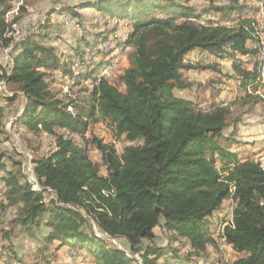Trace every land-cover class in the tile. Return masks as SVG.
I'll list each match as a JSON object with an SVG mask.
<instances>
[{
    "label": "trees",
    "instance_id": "16d2710c",
    "mask_svg": "<svg viewBox=\"0 0 264 264\" xmlns=\"http://www.w3.org/2000/svg\"><path fill=\"white\" fill-rule=\"evenodd\" d=\"M77 8L95 12V30L99 18L114 23L112 32H95L94 41L81 42L85 45L96 44L98 37L107 39L125 25L132 27L128 67L114 80L79 89L87 92L79 97L74 90L84 80L77 76L70 82V77L81 43L67 57L51 44L52 14L37 31L18 38L19 13L10 0H0V44L14 51L9 69L0 63V83L16 85L25 100L23 105L19 101L16 111L21 108V113L13 126L33 134L46 132L55 143L50 153L33 159L36 180L22 170L20 161L12 160L8 170L4 103L15 102L18 94L0 93V168L6 170L0 178V204L9 213V228H0L2 236L9 239L20 225L37 242L36 264H54L50 245L55 241L90 254V264H134L127 251L140 255L144 264H209L221 216L215 214H223L228 208L224 201L231 199L234 220L224 224L222 237L245 255L221 264H264V165L242 160L231 147L236 141L226 134L240 118L230 123L232 104H210L204 110V105L175 93L191 86L185 70L223 74L219 63L187 60L188 53L199 49L231 61L224 75L245 91L237 103L254 107L263 100L258 91L264 87L258 67L261 28L249 15L251 5L243 0L213 1L201 8L178 0H90L59 12L82 25L86 15ZM56 71L67 79L65 97L50 86L49 77ZM99 122L110 124L129 142L122 153L114 144L91 138L92 126ZM90 143L102 153L106 173L89 154ZM48 190L54 197L46 202ZM10 206L18 207L13 211ZM90 219L101 233L125 240L127 247L120 249L99 236ZM42 224L49 231L39 236ZM158 226L170 233L168 245L156 242ZM181 240L190 246L184 256L182 246H173ZM8 254L18 260L15 253Z\"/></svg>",
    "mask_w": 264,
    "mask_h": 264
},
{
    "label": "rangeland",
    "instance_id": "374dc122",
    "mask_svg": "<svg viewBox=\"0 0 264 264\" xmlns=\"http://www.w3.org/2000/svg\"><path fill=\"white\" fill-rule=\"evenodd\" d=\"M10 1L12 2V5H14L15 11L19 13L18 14L19 19H18V22L16 23V28L18 30V35H17L18 38L26 34L32 33L34 31H37L39 25L43 23L46 20V17L49 16L50 14H52L49 20V23H50L49 30L52 36L50 43L56 44L61 51L67 52L68 55H72L74 52H70V51L71 50L75 51V48L82 41H86L88 39H93L94 41V39L96 38V37L94 38L95 34L93 33V30L97 31L95 30V28H93L95 25L94 24L95 21L93 22L91 21L93 20L92 17H94V13H95L92 9L90 8H84V9L79 8L78 9L77 8L80 13L86 15L87 21L84 20L82 22V25L76 24L75 18L67 19V22H66L65 19L67 16L69 17V14L66 13L64 14L63 17H61V12H59V10L63 9L64 7H68V6L81 7V5H83L84 2L90 1V0H10ZM91 1H94V0H91ZM178 1L189 2V0H178ZM192 1H193L192 3H188V4L194 5V6L195 5L202 6V5H207L208 3H211L213 1L220 2L223 0H192ZM243 1L250 4L252 9H255V8L257 9L258 7H261L259 6V3L261 0H255V4H252V1L254 0H243ZM13 15L14 13L9 14V18H13ZM259 17H260L259 14L255 15V18L258 20L259 25L264 30V26H263L264 25V12H261V18ZM99 19H100V24H99L98 29L103 28V30H105L106 29L105 27L108 26L112 32L114 23L111 21L107 22L108 20H106V18H99ZM131 28L132 27L130 25L129 26L125 25L124 27L120 29L118 33H115L116 31H113V33L107 39H102L101 37L100 38L98 37V40H97L98 42L90 46L85 45V44L82 46V43H81V47L83 49H81V52L78 53L77 55L76 54L73 55L74 62L72 65V76L70 77V82H72L71 79L77 76L82 77L84 81L81 82V85H79L78 88L77 87L75 88L74 95H76L77 97L83 96L85 95L84 93H87V92L86 91L82 92L79 89L84 88V87L87 88L86 86L87 84L90 85L91 87L95 85L97 77L101 74V72H98L101 69L100 65L104 66L105 63L107 62L109 63L111 62V60L115 61L117 58H119L120 61L118 62L117 66H115V70H111V71L109 70L108 79L112 77V75L115 73L116 70L123 71L122 69L124 68H122L121 66L123 62L127 60V55L130 51V46L127 40L129 38V31L131 30ZM112 37H113V40L111 39ZM124 39L126 40L124 41ZM122 42H124V44H126L127 46L124 49V51L121 50V47L124 45ZM106 43H109V44L107 45ZM101 46L102 47L104 46L103 50H100ZM109 48H110V51H109ZM90 49H93V50L91 51ZM95 49H97L98 52ZM86 50L87 51L89 50V51L87 52ZM94 53H96V55ZM13 54H14V51L12 50L11 47H5L2 44H0V63L7 69L11 67ZM79 57H80V60H79ZM97 58H100V61H94V60H97ZM199 58L197 57L196 61H199ZM205 59L206 60L204 61H206L205 62L206 65L213 62L210 60L209 57ZM207 61H211V62H207ZM225 62L226 61L222 59V61H220L219 63L221 65L220 67L221 71L223 72L222 75L217 74V73H212L209 70H202V69L190 70L191 75L187 78L192 79V83H193L192 87L188 91H185V93L184 92L182 93L179 90H177L176 95L180 97L192 96L196 103L198 104L200 103L204 105L202 106V108L204 110H207L210 108V106L208 105L212 103L211 101L216 100V98L220 97L219 94L222 90V87L224 86L225 89L227 88L226 89L227 93L226 94L221 93V94L224 95L223 96L224 100L228 101V104H232V114L230 116V123H232L235 117L240 118V121L238 122L237 127L235 128H233L232 126L229 127L226 131V134L229 136L230 133H233V131L237 129L238 133H236L235 136L242 138V137H246L244 135L251 134L253 138H247V139H250L249 141H252V144H254L257 141H260V139H264V90H263L264 87L263 88L260 87L258 90L263 100L256 106L251 107L249 105H242L240 103H237L236 99L238 97H241L243 93L242 91L235 89L232 82L230 81V78L224 75V73L227 72L228 67H230ZM222 67H223V70H222ZM87 69L88 71L89 70L90 71L88 72ZM118 71L115 73V75L113 76L111 80H114L118 77V75L120 74V72ZM66 80H67L66 78L65 80L64 79L62 81L60 80V73H58V71L53 72V74L49 77L51 88L60 97H65L64 94L69 91V87L67 83L64 85V89L62 88V85ZM16 90H17V87L15 85H12V84L8 85L6 84L5 81L0 83V93H2V95L11 96L14 94L13 92ZM221 99L222 98H220V100ZM215 104L217 103L215 102ZM10 105H11L10 103L9 104L4 103V106L7 108L6 115L9 116V117L6 116L5 128H4L6 132L5 138L7 137V140H5L3 143V150L6 153V157H5L6 165L9 169H12L13 167L12 160L13 162L14 160L20 161L23 163L22 170L28 175L30 173V176L32 177V179L36 180L35 177L33 176V171H32L33 170L32 169L33 159L41 157L51 152L53 146L55 147L53 136L49 135L46 132H43L42 134H33L32 132L28 131L24 127L22 128L14 127L13 122H12L13 119L11 117L14 115V113L12 112L16 111L17 106H12L11 108L9 107ZM90 134H91V138L98 137V138H101L103 142L105 143L114 144L117 147V150L121 153L123 152L124 147L129 144V142L125 140L123 136L115 133L114 128L110 127V124H107V123L99 122V123L94 124L92 126ZM89 150H90L89 154L91 155L92 159L100 164L101 170L104 173L106 170V167H105V163L102 161V153L99 150H97L91 143L89 146ZM253 155L255 159H257L264 165V154L257 156V154L255 153ZM52 197H54V195L51 192L46 191L44 193V198L46 202H49V200ZM227 200H228L227 204H226V200L224 201V205L226 204V206H228L227 210L223 214L221 213L215 214L216 216L221 215L219 220H225L227 219L228 215L233 213L234 203L231 199H227ZM3 201L4 203H7V200H3ZM1 207L2 206L0 204V210L2 211V214L0 213L1 214L0 224L2 223L1 219L5 211V210H2ZM10 207L12 208L13 211H15V209L18 206H10ZM6 222H8L7 219H6ZM90 222L91 224L89 226L94 227L96 233H98L99 236H103V237L105 236V238L108 239L109 242H111V244L121 249L122 248L124 249V247H127V242L125 240L121 238L118 239V238H113V237L104 235L103 233L99 231V228L97 227L96 223L93 220L90 219ZM228 222L229 221H227L226 223ZM217 225H218V222H217ZM217 225H216V230H215L216 248L214 249L210 248L211 253L209 252L210 254L208 255V258L210 256L211 257L214 256V260L213 262L211 260L210 261L207 260L206 262H208L209 264H221L225 262H232L236 260L237 258H239L240 256H244L245 254H238L233 249V247L229 243H227V241L223 239L222 227L220 225H224V224H220L218 227ZM19 229H20L19 226H15V231L13 234L14 241L16 242V244L20 241L25 251H27L28 249H30V247L28 248V246L31 241L30 240L31 236L29 235V233H25L24 230L19 231ZM39 230H38L39 232L37 231V234H39L40 236L48 232L49 228L44 227V225L42 224ZM155 234H156V242L158 244L160 245L169 244L170 233L166 231L165 229H163V227L158 226L155 229ZM23 238H26L27 242H25ZM54 243L52 244L54 245ZM177 245L178 247L182 246L181 252H180L181 256H184L185 252L190 250L189 242L187 240H181L178 243L176 242L173 243V246H177ZM2 246H3L2 243H0V257L2 254H4V251H2ZM5 246H8L7 248L10 247L8 244H5ZM12 246L13 247L11 248V252L15 253V255L18 258V261L21 260L23 264L38 263L36 262L35 258L32 261L30 259L24 260L23 256H25L28 252L26 253L24 252L25 253L24 254L23 251H19V250L16 251L14 248L15 246L14 244H12ZM70 247L71 246H69V248ZM8 250L9 249H7L6 251ZM127 254L131 258L133 257L135 258L134 264H144L140 259V255L129 253L128 251H127ZM2 256H5V254ZM9 256L12 259L14 258L15 260H17L14 257V255L12 256L9 255ZM53 256H54V261H53L54 263L58 260H62L64 264H86L89 261L88 260L89 257L90 259H92V256H90V254L88 253L86 254L84 252H82L81 254H76V255H73L71 253L68 255L67 253H65V257H63L64 254H61V256H58L57 254L54 253ZM170 262L171 264L173 263L182 264L181 262H178L177 260H171ZM39 264H48V263H46V261H41L39 262Z\"/></svg>",
    "mask_w": 264,
    "mask_h": 264
},
{
    "label": "crops",
    "instance_id": "0c3cea01",
    "mask_svg": "<svg viewBox=\"0 0 264 264\" xmlns=\"http://www.w3.org/2000/svg\"><path fill=\"white\" fill-rule=\"evenodd\" d=\"M193 1L192 0H189V2L188 3H192ZM252 4H255V0L254 1H252ZM250 5V4H249ZM196 6V5H195ZM203 6H205V5H202V6H196L197 8H201V7H203ZM259 6H260V3H259ZM256 8L255 9H253L252 10V12L249 14L251 17L252 16H254L255 17V15H258L259 13H257L256 14ZM260 15V14H259ZM64 16V14H61V17H63ZM260 18V17H259ZM260 20V19H259ZM106 29L105 30H108V32L106 33V35H108V33H109V30H110V28L108 27V26H106L105 27ZM96 30L97 31H93V33H98V32H100V30L102 31L103 30V28H101V29H98V28H96ZM99 36V35H98ZM249 43L251 44V45H254V43H253V41L252 40H250L249 41ZM256 46V45H255ZM64 53H65V55L67 56L68 55V53L67 52H65V51H63ZM70 52H74L73 50H71ZM205 55H207L209 58H210V60L211 61H213V63H220V61H222V59L221 58H219V57H213V59H212V57H210V55L208 54V53H206V52H203V51H201V50H199V49H197V50H194V51H191L190 53H188V55H187V60L190 62H195L196 61V58L198 57H200L199 58V61H196V62H199V63H203L204 65H206L205 64V62L206 61H203V60H206L205 58H204V56ZM226 62V64L227 65H229L230 67H228V70L227 71H230L231 70V61H229V60H227V59H224ZM201 63V64H202ZM128 65H129V63H128V59L125 61V62H123V64H122V68H127L128 67ZM221 67V65L220 64H218V68L219 69H221L220 68ZM124 69H122V70H124ZM190 70H192V69H190ZM190 70H185L184 71V76L187 78V77H189L191 74H190ZM206 70H209L210 72H212V73H217V74H220V75H222L221 73H218L217 71H215V70H211V69H206ZM222 70H223V67H222ZM118 70H116L115 71V73L117 72ZM188 71V72H187ZM118 72H122V71H118ZM225 72V71H224ZM58 73H60V80L62 81L63 79L65 80V78H61V72L60 71H58ZM115 73L112 75V77L109 79V80H111L112 78H113V76L115 75ZM188 79V78H187ZM190 79V80H189ZM188 80L191 82V86L190 87H188V88H186V89H176L175 90V93L177 94V90H179L180 92H184L185 93V91H188L191 87H192V85H193V83H192V79L191 78H189ZM60 81V82H61ZM230 81L232 82V84H233V86L235 87V89H237V90H239V91H242V93H243V95L245 94V91H243V90H240V88L238 87V85L236 84V81L235 80H233V79H230ZM66 82V81H65ZM64 82V83H65ZM64 83H63V85H64ZM16 86V85H15ZM88 88H92L90 85H86ZM17 87V86H16ZM224 87V86H223ZM222 87V90H221V92H220V94H219V96L220 97H218V98H216V100H213V101H211L212 103H210V104H215V102L217 103V104H228V101H226V100H224V95H222V94H226L227 93V88L225 89V87L223 88ZM261 86H259V88H260ZM78 88V87H77ZM85 88V87H84ZM263 88V87H262ZM263 90H264V88H263ZM16 93L18 94L17 95V100L15 101V102H11L10 104V106L9 107H11L12 108V106H18V104H19V101H20V104H22L23 105V103L25 102V100H24V98H23V96H21V93L19 92V91H17L16 90ZM222 93V94H221ZM241 96V95H240ZM183 97V96H182ZM183 98H187V99H191V100H193V101H195L194 99H193V97L192 96H186V97H183ZM220 98H222L221 100H220ZM209 106V105H208ZM12 113H14V115L11 117L12 119H13V121L12 122H14V120H15V118L21 113V108L20 109H18L17 111H15V112H12ZM7 117H9V116H7ZM237 127V126H236ZM235 128V127H234ZM235 132H234V134L232 135V133H230V135H229V137L230 136H232L233 137V139L236 141V142H232L231 143V147H233V149L234 150H237V151H239L240 152V154H241V157H242V160H245V159H247V158H251V159H255L254 158V155L253 154H257V156L258 155H261V154H264V139H260V141H257L256 143H254V144H252V141H249L250 139H247V138H253V136L251 135V134H248V135H244V136H246V137H238V136H235L236 135V133H238V131H237V129L236 130H234ZM254 134V133H253ZM6 143V142H5ZM10 160V159H9ZM257 160V159H256ZM6 163V162H5ZM6 168L9 170V168L7 167V165H6ZM6 174V170H3V169H1L0 168V178L3 176V175H5ZM1 181V180H0ZM1 186L3 187L4 185L3 184H1ZM1 198H3V197H0V201L2 200ZM227 201L228 200H226V204H227ZM226 204L224 205V206H226ZM228 207V206H227ZM12 210V209H11ZM0 213L2 214V211L0 210ZM1 214H0V217H1ZM8 215H9V213H8V211L7 212H5L2 216V219H1V221H2V223L0 224V228L1 227H5V228H9L8 226H7V222H6V218L8 217ZM16 226H19L20 227V225H16ZM21 228V227H20ZM19 231H20V229H19ZM25 233H28V232H26L25 231ZM30 235V234H29ZM31 238V237H30ZM24 239V241L25 242H27L26 240V238H23ZM31 241H30V244H29V246H28V248L30 247V249H28L27 251H25V249H24V247L21 245V243H20V241L16 244V242L14 241V236H13V234L10 236V238L8 239V238H4L3 236H2V234L0 233V243H2V251H4V252H6V250L7 249H9L8 251H11V248L13 247L12 246V244H14L15 246H14V248H15V250L16 251H23V253L25 252H28L25 256H23L24 257V260H27V259H30L31 261L36 257V255H35V253H36V251H37V242H35V240L34 239H30ZM5 244H8L10 247L9 248H7L8 246H5ZM26 247V246H25ZM7 248V249H6ZM50 251H53L55 254H57L58 256H61V254H64V256L63 257H65V253H67L68 255L71 253V254H73V255H76V254H81L82 252H84V253H86L85 251H83V250H80L79 252L76 250V249H73L72 247H70L69 248V246L68 245H64V246H60V244H59V242L58 241H55V243H54V245L53 244H51L50 245ZM70 252V253H69ZM24 253V254H25ZM87 254V253H86ZM88 263H86V264H90V261H91V259H90V257L88 258ZM64 264V262L62 261V260H58V261H56L54 264ZM0 264H3V256H1L0 257Z\"/></svg>",
    "mask_w": 264,
    "mask_h": 264
},
{
    "label": "bare ground",
    "instance_id": "6f19581e",
    "mask_svg": "<svg viewBox=\"0 0 264 264\" xmlns=\"http://www.w3.org/2000/svg\"><path fill=\"white\" fill-rule=\"evenodd\" d=\"M260 6H261V1H260ZM260 28H261V26H260ZM260 37H261V39H260V43H259V61H260V63H262V61H263V58H264V30L261 28L260 29ZM113 38V37H112ZM126 39H124V41H125ZM111 41V40H110ZM109 41V42H110ZM115 41V40H114ZM119 41V40H118ZM128 41V40H127ZM126 41V42H127ZM111 43V42H110ZM120 43V42H119ZM123 44H124V42H122ZM107 44V43H106ZM109 44V43H108ZM107 44V45H108ZM116 44H117V42H116ZM122 44V45H123ZM102 45V44H101ZM104 45V44H103ZM121 45V46H122ZM125 45V46H124ZM122 47H121V50H123L124 51V49L127 47L126 46V44H124ZM116 46V45H115ZM130 46V45H129ZM98 47H100V46H98ZM102 47V46H101ZM83 49V48H82ZM87 49V48H86ZM91 51L93 50V49H90ZM96 51H97V49H95ZM101 50V49H100ZM126 50H128V49H126ZM85 51V50H84ZM87 51V50H86ZM89 51V50H88ZM87 51V52H88ZM90 51V52H91ZM109 51H110V48H109ZM113 51V50H112ZM98 52V51H97ZM122 52V51H121ZM127 52V51H126ZM106 53V52H105ZM114 53V52H113ZM95 55H96V53H94ZM93 54V55H94ZM92 55V54H91ZM85 56V55H84ZM90 56V55H89ZM120 56V55H119ZM110 57V56H109ZM93 58V57H92ZM91 58V59H92ZM105 58V57H104ZM112 58V57H111ZM114 58H116V57H114ZM95 59V58H94ZM93 59V60H94ZM98 59V58H97ZM110 59V58H109ZM79 60H80V57H79ZM79 60H77V61H79ZM84 60V59H83ZM108 60V59H107ZM111 60V59H110ZM114 60V59H113ZM92 61V60H91ZM90 61V62H91ZM94 61H96V60H94ZM105 61H106V59H105ZM120 61V59L119 58H117L115 61H112L111 60V62H107V63H105L104 64V66H117V64L116 63H118ZM84 62V61H83ZM85 63V62H84ZM92 63V62H91ZM80 64V63H79ZM77 65H78V63H77ZM81 65V64H80ZM94 65V64H93ZM75 66V65H74ZM87 66V65H86ZM99 66V65H98ZM101 66V65H100ZM90 67V66H89ZM82 68V67H81ZM88 68V67H87ZM260 69H261V71H262V76H263V80H264V70H262V67H260ZM93 70H95V69H93ZM87 71H88V69H87ZM90 71V70H89ZM88 71V72H89ZM111 71V70H110ZM79 72V71H78ZM80 73V72H79ZM109 78V72H107V79ZM102 79H106V72H101V74L97 77V79H96V83H95V85L96 84H98ZM98 82V83H97ZM230 215H233V213H231ZM222 228H223V226L224 225H220ZM219 231V230H218ZM14 259V258H13ZM15 260V259H14ZM174 264V263H173Z\"/></svg>",
    "mask_w": 264,
    "mask_h": 264
},
{
    "label": "built area",
    "instance_id": "2783aa9c",
    "mask_svg": "<svg viewBox=\"0 0 264 264\" xmlns=\"http://www.w3.org/2000/svg\"><path fill=\"white\" fill-rule=\"evenodd\" d=\"M228 2H229V0H227V3ZM261 12H264V0H261V7H258L257 10H256V13H259L260 14V18H261ZM67 19H70V16L69 17L68 16L66 17V19H65L66 22H67ZM83 45H84V43H82V46ZM103 47H101V50H103ZM204 58H208L207 55H205ZM96 61H100V58H98ZM116 64H118V63H116ZM258 67H262V70H264V58H263L262 63H258ZM109 70H115V65L114 66H103V65H101V69L98 72H106V79H107V72H109ZM259 82H262V80H259V78H258V83ZM95 87H96V85L94 87H92V88H95ZM233 220H234V212H233V215H228L227 219H225V220H218L217 227L220 224H225L227 221H233ZM129 253H131V252H129ZM3 262H4V264H23L21 260L18 261V260L12 259L9 256V254H8L7 251L5 252V256H3Z\"/></svg>",
    "mask_w": 264,
    "mask_h": 264
},
{
    "label": "water",
    "instance_id": "95a60500",
    "mask_svg": "<svg viewBox=\"0 0 264 264\" xmlns=\"http://www.w3.org/2000/svg\"><path fill=\"white\" fill-rule=\"evenodd\" d=\"M121 249V248H120Z\"/></svg>",
    "mask_w": 264,
    "mask_h": 264
}]
</instances>
